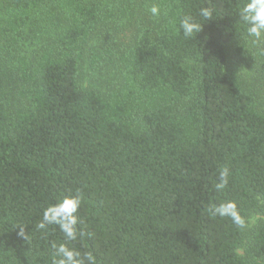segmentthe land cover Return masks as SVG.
Here are the masks:
<instances>
[{
  "label": "trees",
  "instance_id": "1",
  "mask_svg": "<svg viewBox=\"0 0 264 264\" xmlns=\"http://www.w3.org/2000/svg\"><path fill=\"white\" fill-rule=\"evenodd\" d=\"M242 3L3 0L0 264H51L63 235L35 225L76 189L93 234L76 246L95 264H264V111L230 68L251 60L263 76L264 47L244 39ZM209 4L215 19L194 39L177 32ZM87 61L95 78L82 88ZM223 199L252 227L204 211Z\"/></svg>",
  "mask_w": 264,
  "mask_h": 264
},
{
  "label": "clouds",
  "instance_id": "2",
  "mask_svg": "<svg viewBox=\"0 0 264 264\" xmlns=\"http://www.w3.org/2000/svg\"><path fill=\"white\" fill-rule=\"evenodd\" d=\"M151 17L159 19L162 8L159 3L153 2L147 8ZM239 22L245 27L244 39L257 47H264V0H243L237 10ZM198 17L190 13L180 15L179 28L184 38L194 39L201 32L204 23L215 19V9L209 4L201 6ZM241 43V41H240ZM230 169L222 166L218 170L214 188L223 192L229 185ZM83 204V193L80 189L57 197L54 203L48 204L42 211L39 222L35 225L36 231L48 234L50 226L58 229L63 235V242H53L51 245V264H95L91 252L76 246L84 238H91L92 233L85 230L79 212ZM204 211L211 217H221L231 220L238 229H246L254 224V218L242 215L235 200L223 199L206 205ZM18 236L28 239L29 232H25V225L18 224ZM16 226V227H17Z\"/></svg>",
  "mask_w": 264,
  "mask_h": 264
},
{
  "label": "rangeland",
  "instance_id": "3",
  "mask_svg": "<svg viewBox=\"0 0 264 264\" xmlns=\"http://www.w3.org/2000/svg\"><path fill=\"white\" fill-rule=\"evenodd\" d=\"M2 4L3 0H0V26L2 24L3 19ZM27 34H29V31L27 32ZM5 43L6 42H4V40L0 39V52H4L3 56L7 59L8 63L13 64L11 62L10 56H7V45ZM26 43H28V41H26ZM254 65V62L248 60L246 63L241 65L231 64L230 68L243 83L249 85V87L255 94L259 109L264 111V75L260 76L256 74L254 71ZM94 78L95 75L93 69L89 67L88 61L83 62L79 72V81L81 87L86 88L88 87V85H91L90 81ZM250 227H252V225Z\"/></svg>",
  "mask_w": 264,
  "mask_h": 264
}]
</instances>
